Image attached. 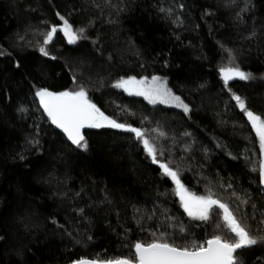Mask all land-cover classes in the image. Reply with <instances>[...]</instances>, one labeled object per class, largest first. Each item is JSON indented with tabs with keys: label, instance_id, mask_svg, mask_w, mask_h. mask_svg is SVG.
<instances>
[{
	"label": "trees",
	"instance_id": "obj_1",
	"mask_svg": "<svg viewBox=\"0 0 264 264\" xmlns=\"http://www.w3.org/2000/svg\"><path fill=\"white\" fill-rule=\"evenodd\" d=\"M240 1L234 20L220 0H0V264L127 257L136 242L162 234L178 246L233 235L219 210L207 222L184 212L174 182L134 134L88 129V149L72 145L40 109L39 87L83 85L106 115L147 129L163 151L158 160L178 170L192 193L211 190L237 217L246 215L245 227L264 229L259 140L232 99L239 95L264 117V0ZM172 4L175 14L160 11ZM57 13L87 39L69 44L58 31L44 45L43 34L63 24ZM226 50L251 79L224 85ZM153 75L167 80L189 113L112 87L119 78ZM243 264H264V246L244 250Z\"/></svg>",
	"mask_w": 264,
	"mask_h": 264
},
{
	"label": "snow or ice",
	"instance_id": "obj_2",
	"mask_svg": "<svg viewBox=\"0 0 264 264\" xmlns=\"http://www.w3.org/2000/svg\"><path fill=\"white\" fill-rule=\"evenodd\" d=\"M180 7L183 8V5H180ZM244 10L246 9H242V11ZM160 11L166 12L169 16L173 15L172 9L161 8ZM57 15L63 24L59 28L57 25H52L50 30L43 34L44 45L53 43L58 31L63 33L69 44H76L80 39H87V36L84 35V28L74 30L68 19L59 13ZM237 16L239 18V13ZM173 23L179 26L182 21L177 17ZM252 35L254 36L255 32ZM39 51L44 56L49 55L43 46L40 47ZM226 51L228 53V65L219 68L224 85L228 86L229 81L235 78L245 81L251 79V73L242 71L235 64V56L232 51ZM3 54L0 53V55ZM20 67V63H17L16 68L19 69ZM75 80L76 77L74 76L73 82ZM112 87L123 89L129 96L143 97L152 105L157 103L167 104L181 108L186 114L190 112L189 106L184 103L180 96L173 93L168 87L167 80L161 76L153 75L150 80L148 77L137 79L136 76H128L126 79L119 78ZM34 95L39 99V104L51 123L56 128L61 129L66 134L67 140L78 149L86 151L89 147L83 134V130L86 128L101 129L108 127L134 134L135 139L142 144L143 150L151 158L152 163L158 164L162 174L174 182L175 195L179 197L184 212L192 219L207 222L213 213L219 210L218 214H222L223 226L227 228L229 233L233 234L230 238L214 234L210 239L201 243L192 242L183 246L170 242L162 234L161 238L153 239L148 243L136 242L134 244V252L130 256L112 259L81 257L72 261V264H243L244 250H250L258 244L264 246V229L258 228L253 232L250 227H245L242 221L246 218V215L242 213L241 217H237L234 211L230 209L229 204L214 197L211 190H209L208 195L198 196L192 193L181 182L178 170L170 167L169 163L158 160V154L162 156L163 151L158 150L156 144L149 138L147 129L118 122L117 119L106 115L101 108L90 100L88 92L83 85H78L77 89L74 90L64 91H52L48 87H39ZM232 99L236 101L240 111L251 122L252 128L259 137L260 153L264 156V117L248 110L245 100L239 95L233 94ZM19 111L24 112L26 109L21 107ZM141 123L143 124L144 121L142 120ZM152 131H157V129ZM165 135L163 131H158L159 137H164ZM185 135L190 134L185 133ZM30 143L33 146H38L39 140L34 138ZM20 159L23 160L25 157L21 155ZM252 171H256V168H253ZM259 181L264 184V159H261L259 163ZM241 203L247 204L249 200H241ZM80 212L83 213V209ZM52 223L56 224V221L53 220ZM261 223H264V220ZM217 227H220V225ZM2 239L4 238L0 237V240ZM88 240H91V237H88ZM17 255H21V253L18 252Z\"/></svg>",
	"mask_w": 264,
	"mask_h": 264
},
{
	"label": "rangeland",
	"instance_id": "obj_3",
	"mask_svg": "<svg viewBox=\"0 0 264 264\" xmlns=\"http://www.w3.org/2000/svg\"><path fill=\"white\" fill-rule=\"evenodd\" d=\"M222 2V5L225 9H228V11L232 12L233 11V18L234 20L235 19H238V16L237 14L240 13V9L242 8L241 7V1L240 0H220ZM171 9L173 10V14L176 13L175 11V8L173 6V4L171 5ZM151 78H149L150 80ZM163 105H166V106H171V105H167V104H163ZM255 131V130H254ZM256 133V132H255ZM258 140H259V137L257 136ZM260 145V143H259Z\"/></svg>",
	"mask_w": 264,
	"mask_h": 264
},
{
	"label": "water",
	"instance_id": "obj_4",
	"mask_svg": "<svg viewBox=\"0 0 264 264\" xmlns=\"http://www.w3.org/2000/svg\"><path fill=\"white\" fill-rule=\"evenodd\" d=\"M51 59H53L52 56H51ZM235 79H237V78H235ZM233 80H234V79H233ZM229 82H230V81H229ZM38 104H39V101H38ZM39 107H40V109L43 111V108H42V106H40V104H39ZM238 108H239V106H238ZM239 110H240V109H239ZM43 113H44V111H43ZM44 114L46 115V113H44ZM46 117H47V115H46ZM47 118H48V117H47ZM48 120L50 121L49 118H48ZM50 123H51V121H50ZM51 125H52L57 131H59L63 136H65V137L67 138L66 134H64V133L62 132L61 129L56 128V126L53 125L52 123H51ZM86 130H88V129H87V128L84 129V130H83V133H84ZM261 159H264V156L261 155V157H260V161H261ZM259 182H260V181H259ZM260 186H261L262 188H264V184H261V183H260ZM89 259H91V258H89ZM69 264H72V262L69 263Z\"/></svg>",
	"mask_w": 264,
	"mask_h": 264
}]
</instances>
